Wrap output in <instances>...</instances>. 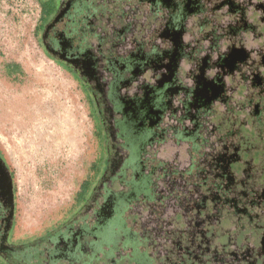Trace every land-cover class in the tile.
Listing matches in <instances>:
<instances>
[{
	"label": "flooded vegetation",
	"instance_id": "flooded-vegetation-1",
	"mask_svg": "<svg viewBox=\"0 0 264 264\" xmlns=\"http://www.w3.org/2000/svg\"><path fill=\"white\" fill-rule=\"evenodd\" d=\"M39 1L104 150L78 215L20 241L0 154V264H264V0Z\"/></svg>",
	"mask_w": 264,
	"mask_h": 264
},
{
	"label": "rangeland",
	"instance_id": "rangeland-1",
	"mask_svg": "<svg viewBox=\"0 0 264 264\" xmlns=\"http://www.w3.org/2000/svg\"><path fill=\"white\" fill-rule=\"evenodd\" d=\"M42 21L39 0H0V154L19 241L78 213L104 150L85 87L42 51Z\"/></svg>",
	"mask_w": 264,
	"mask_h": 264
},
{
	"label": "water",
	"instance_id": "water-1",
	"mask_svg": "<svg viewBox=\"0 0 264 264\" xmlns=\"http://www.w3.org/2000/svg\"><path fill=\"white\" fill-rule=\"evenodd\" d=\"M7 177H8V184H9L11 211L13 212L14 203H13V191H12V177L8 172H7Z\"/></svg>",
	"mask_w": 264,
	"mask_h": 264
}]
</instances>
